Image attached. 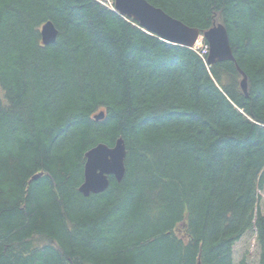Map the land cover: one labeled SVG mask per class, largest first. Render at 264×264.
I'll list each match as a JSON object with an SVG mask.
<instances>
[{
    "label": "trees",
    "instance_id": "1",
    "mask_svg": "<svg viewBox=\"0 0 264 264\" xmlns=\"http://www.w3.org/2000/svg\"><path fill=\"white\" fill-rule=\"evenodd\" d=\"M148 1L224 24L235 61L98 0H0V264H235L251 230L264 264V0ZM120 136L122 181L84 196L86 152Z\"/></svg>",
    "mask_w": 264,
    "mask_h": 264
},
{
    "label": "water",
    "instance_id": "2",
    "mask_svg": "<svg viewBox=\"0 0 264 264\" xmlns=\"http://www.w3.org/2000/svg\"><path fill=\"white\" fill-rule=\"evenodd\" d=\"M115 6L122 15L135 19L141 27L168 42L192 47L200 36V29L187 25L148 0H115ZM40 32L45 45L54 43L58 36V29L52 20H47ZM204 37L210 47L209 64L235 61L229 32L224 24H215L204 32ZM237 66L243 75L241 87L247 94V76L242 68ZM103 118V111L94 115L96 120ZM126 155V142L122 136L116 139L113 146L98 143L89 149L85 154L84 180L79 187L80 192L84 196L104 192L110 185L111 176L119 182L122 181L126 171Z\"/></svg>",
    "mask_w": 264,
    "mask_h": 264
},
{
    "label": "rangeland",
    "instance_id": "3",
    "mask_svg": "<svg viewBox=\"0 0 264 264\" xmlns=\"http://www.w3.org/2000/svg\"><path fill=\"white\" fill-rule=\"evenodd\" d=\"M259 208L264 213V189L260 191ZM234 263L246 258L250 264H257L260 259V247L254 230L247 232L234 246Z\"/></svg>",
    "mask_w": 264,
    "mask_h": 264
},
{
    "label": "bare ground",
    "instance_id": "4",
    "mask_svg": "<svg viewBox=\"0 0 264 264\" xmlns=\"http://www.w3.org/2000/svg\"><path fill=\"white\" fill-rule=\"evenodd\" d=\"M35 176H38L37 178H39L40 177V174H36V175H34V179H37V178H35Z\"/></svg>",
    "mask_w": 264,
    "mask_h": 264
},
{
    "label": "built area",
    "instance_id": "5",
    "mask_svg": "<svg viewBox=\"0 0 264 264\" xmlns=\"http://www.w3.org/2000/svg\"><path fill=\"white\" fill-rule=\"evenodd\" d=\"M204 52V51H203Z\"/></svg>",
    "mask_w": 264,
    "mask_h": 264
}]
</instances>
